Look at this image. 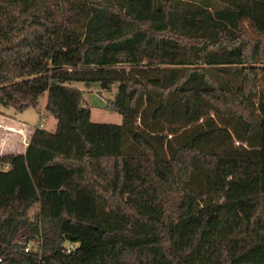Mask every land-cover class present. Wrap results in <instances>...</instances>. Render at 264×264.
Masks as SVG:
<instances>
[{
  "label": "trees",
  "instance_id": "16d2710c",
  "mask_svg": "<svg viewBox=\"0 0 264 264\" xmlns=\"http://www.w3.org/2000/svg\"><path fill=\"white\" fill-rule=\"evenodd\" d=\"M216 1L0 0V106L57 120L0 157V264H264V0Z\"/></svg>",
  "mask_w": 264,
  "mask_h": 264
},
{
  "label": "rangeland",
  "instance_id": "374dc122",
  "mask_svg": "<svg viewBox=\"0 0 264 264\" xmlns=\"http://www.w3.org/2000/svg\"><path fill=\"white\" fill-rule=\"evenodd\" d=\"M193 1L200 4L210 3L213 7H216L218 4L216 0H205V2H203V0ZM242 28L250 38H258V36H256L252 30L249 21H244L242 23ZM257 67L260 68V70L264 69V59L259 61ZM71 87L77 88L83 92V107L91 111L92 122L114 125H121L123 123L122 115L110 109L118 94L119 85L115 84L109 90L102 89L99 84L96 83L90 85H86L85 83H72ZM44 98H41V103L45 102ZM10 111L16 112V114L20 116L19 111L15 110L13 107L10 108ZM41 111L46 113L45 115L50 118V123L56 122L54 116L48 113L46 109L41 108ZM24 118L30 125L35 126L38 124L40 119L39 112L36 111L35 108H30L24 112ZM47 129H50L52 132L55 131V128H53L49 122H47ZM203 184H207L206 179H204ZM38 209V207H35L33 212L37 211Z\"/></svg>",
  "mask_w": 264,
  "mask_h": 264
},
{
  "label": "crops",
  "instance_id": "0c3cea01",
  "mask_svg": "<svg viewBox=\"0 0 264 264\" xmlns=\"http://www.w3.org/2000/svg\"><path fill=\"white\" fill-rule=\"evenodd\" d=\"M42 98L45 99V102H39V106L35 108L40 117L38 124L35 126L30 125L25 120L24 112L26 110L19 112L20 116H18L16 112L10 111L11 107L0 106V157L25 154L36 130L50 131V129H47V122L56 130L57 120L55 119L56 122L50 123V118L41 111V108L46 109L47 107L48 95L46 94ZM40 125H43V127H40Z\"/></svg>",
  "mask_w": 264,
  "mask_h": 264
},
{
  "label": "built area",
  "instance_id": "2783aa9c",
  "mask_svg": "<svg viewBox=\"0 0 264 264\" xmlns=\"http://www.w3.org/2000/svg\"><path fill=\"white\" fill-rule=\"evenodd\" d=\"M40 127H43V125H40ZM78 247H79L78 243L66 242V244L64 245V252L68 255H72L76 252ZM25 253L26 254H32V253L40 254L41 250H39V246L37 243L35 245V242H32L26 245ZM2 262H3V258L0 256V263Z\"/></svg>",
  "mask_w": 264,
  "mask_h": 264
},
{
  "label": "water",
  "instance_id": "95a60500",
  "mask_svg": "<svg viewBox=\"0 0 264 264\" xmlns=\"http://www.w3.org/2000/svg\"><path fill=\"white\" fill-rule=\"evenodd\" d=\"M103 234V232H101Z\"/></svg>",
  "mask_w": 264,
  "mask_h": 264
}]
</instances>
